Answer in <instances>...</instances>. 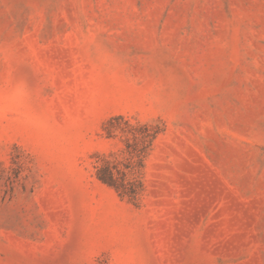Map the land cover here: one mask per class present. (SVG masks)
<instances>
[{"label":"rangeland","instance_id":"obj_1","mask_svg":"<svg viewBox=\"0 0 264 264\" xmlns=\"http://www.w3.org/2000/svg\"><path fill=\"white\" fill-rule=\"evenodd\" d=\"M0 264H264V0H0Z\"/></svg>","mask_w":264,"mask_h":264},{"label":"trees","instance_id":"obj_2","mask_svg":"<svg viewBox=\"0 0 264 264\" xmlns=\"http://www.w3.org/2000/svg\"><path fill=\"white\" fill-rule=\"evenodd\" d=\"M103 131L107 138H121L124 148L117 160L97 161L95 178L112 188L120 199L135 204L145 189V160L163 129L151 123L132 124L128 118L116 115L105 122Z\"/></svg>","mask_w":264,"mask_h":264}]
</instances>
